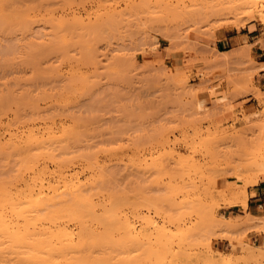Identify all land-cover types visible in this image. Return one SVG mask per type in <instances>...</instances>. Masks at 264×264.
Listing matches in <instances>:
<instances>
[{
  "label": "rangeland",
  "instance_id": "rangeland-1",
  "mask_svg": "<svg viewBox=\"0 0 264 264\" xmlns=\"http://www.w3.org/2000/svg\"><path fill=\"white\" fill-rule=\"evenodd\" d=\"M141 1L0 0V135L44 125L76 130L75 139L66 138L76 150L66 139L63 148L77 157L81 152L79 163L96 153L90 155L104 166L107 189L127 188L138 230L143 217L163 223L158 210L179 217L171 226L179 231L176 241L182 229L197 230L191 231L196 246L186 249L191 258L205 252L208 241L233 255L248 245L264 250L248 240L249 232L262 231L216 226L230 208L218 191L238 181L234 172L248 190L264 158V92L250 75L249 47L232 54L211 48L220 31L240 29L236 12L227 4L233 15L216 14V2L213 9L186 2L174 13ZM74 13L94 25L73 23ZM0 153V177L6 178L19 161ZM257 219L264 226V218Z\"/></svg>",
  "mask_w": 264,
  "mask_h": 264
},
{
  "label": "bare ground",
  "instance_id": "bare-ground-1",
  "mask_svg": "<svg viewBox=\"0 0 264 264\" xmlns=\"http://www.w3.org/2000/svg\"><path fill=\"white\" fill-rule=\"evenodd\" d=\"M142 1L144 2L142 4H153V0H149V3H147L148 0ZM154 1L155 7L174 13L179 12L186 2L193 5H206L211 9L216 8L218 10L216 14L217 12L221 14L220 12L224 9L225 12L223 11L222 15L226 12V14L233 15L235 11L236 15L234 16L241 18L239 20L236 17L239 21L238 27L240 29L246 25V22L248 24L251 21L260 20L264 23V0ZM214 2H216V6L213 5V7L212 4H215ZM226 4L228 7L230 6V11L232 10L233 14L228 13ZM79 16L76 17L75 14V19L72 16V20L74 19L72 22L74 23L77 20V23L80 22L79 25H83L85 20L81 15ZM62 19L65 18L62 17ZM87 19H92V15H89ZM69 21L68 19V23ZM91 21L93 22V20ZM240 21L245 24L240 23ZM87 23L83 26L90 25V21ZM246 51L244 50V53ZM261 68H264V65L253 68L254 71L251 70V74H249L255 76V73ZM256 91L259 94L261 93L257 87ZM56 126L44 125L45 128L29 127V129L21 131H13L11 128L5 130L6 133L3 136L0 135V152H2V155L3 153L6 154V152L12 153L10 156L13 155L19 161V164L16 165L18 166L17 169H14L15 172L9 175V171H6L7 177L3 178L5 174L1 176L2 179L0 177V264H136L135 262L138 259L139 261L141 260L142 264H264L263 248L255 249L253 246L248 245L241 255H233L213 250L211 241L207 243L204 241L206 243L204 244L206 245L204 248L205 252H198L192 258L189 257L191 253L189 254L186 249L194 247L190 245L193 243L191 241L193 238L191 231L197 230L192 229L190 231L188 228V231L186 230L185 232V229H182L183 234L178 237L179 242L176 241L179 231L174 232L175 230L171 226L173 225L175 228L181 221L178 219L179 223L175 222L177 220H173V218L176 216L169 217L166 213L168 216H165L161 209L160 212L158 210L156 213L158 219L163 218V223L159 224L155 217H143L144 227L138 230V226L133 223L129 212V207L131 208L129 203L131 201H128L127 196L129 194L124 190H127V188L125 186L123 187L124 189L120 188V186L117 187V190L120 188L123 192H118L119 190L117 191L116 189L114 191L110 188L107 189L106 181L108 179H106L107 175L104 171V166L97 161V158L95 160L93 158L96 153L87 152L86 155L88 154L91 160L87 161L89 159L88 156L87 159H83L86 162L81 163V160L79 163L81 152L77 154L79 155L77 161L78 157L70 152L71 149L68 152L62 144L63 142L65 143L66 138L76 133V130L73 132L71 129V133L66 129V126L65 128H59V125ZM76 135L70 137L76 138ZM70 137L68 139L71 140L72 138ZM74 139L73 141L75 142ZM70 140H67V144H65L68 149L69 147L74 148L72 145L69 146ZM83 151L82 154L86 152ZM70 154L73 156L71 157ZM90 154L93 155L91 156ZM84 158L86 157L84 156ZM262 159L261 163H256L257 167L255 168V173L253 172L252 174L253 177L249 186L257 184L260 177L264 175V158ZM109 171L111 172L112 170L110 169ZM234 173L233 176L238 181L230 182L227 189L218 191V193L224 196L223 200L228 201L229 207L245 209L248 207L249 193L247 187H244V185H242L243 187L239 186L238 182L242 180L239 173ZM110 181L109 177V183ZM113 184L115 185V183ZM216 184L217 180L215 179L213 184L215 190H217ZM117 185L115 187L112 186L116 188ZM157 201L159 200L157 199ZM157 201L155 200L154 203ZM148 204L150 205L151 203ZM152 206L158 205L154 204ZM211 216L213 215L211 214ZM212 220L214 221L213 217ZM257 220L256 217H250V215L245 220L228 217L223 218L216 226L226 231L230 230V232H237L243 229L263 231L264 226L260 225ZM152 228L154 230L149 232V229ZM196 236L199 238V234ZM203 237L199 239L202 240L204 239ZM198 242L201 243V241ZM186 245H188L187 248ZM139 246H141L142 252L141 250L136 251ZM132 251H136L139 254L141 252V254L137 253L139 256H134L135 259L133 260ZM193 260L195 263H192Z\"/></svg>",
  "mask_w": 264,
  "mask_h": 264
},
{
  "label": "crops",
  "instance_id": "crops-1",
  "mask_svg": "<svg viewBox=\"0 0 264 264\" xmlns=\"http://www.w3.org/2000/svg\"><path fill=\"white\" fill-rule=\"evenodd\" d=\"M219 38L211 44V48L222 51L223 53L232 54L235 49L241 47L247 48V53L254 61L253 66L259 67L264 65V25L259 22L248 24L245 28L230 29L219 32ZM217 51V52H218ZM220 53V52H218ZM221 54V53H220ZM256 87L264 92V68L258 70L254 76ZM263 91V92H262ZM254 100V97H250ZM254 104V103H253ZM227 180L222 186L229 183ZM249 201L247 208L230 207L226 210L229 218H246L250 217L264 218V175L260 177L257 184L248 188ZM248 240L255 245H264V231H252L248 233ZM225 245H230L228 240L224 241Z\"/></svg>",
  "mask_w": 264,
  "mask_h": 264
}]
</instances>
